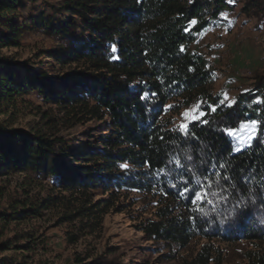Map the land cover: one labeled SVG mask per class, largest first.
<instances>
[{
	"label": "trees",
	"instance_id": "1",
	"mask_svg": "<svg viewBox=\"0 0 264 264\" xmlns=\"http://www.w3.org/2000/svg\"><path fill=\"white\" fill-rule=\"evenodd\" d=\"M225 6V0H0V48L20 46L23 34L34 30L68 39L67 46L47 52L53 60L88 65L87 72L56 77L28 62L0 57V116H10L11 109L36 93L70 109L78 121L95 119L104 124L95 143L71 147L61 139L14 128V119L0 121V178L12 173L37 175L68 192L157 190L170 204L159 208L157 218L141 221L138 230L172 251L196 235L223 241L264 239V226L249 205L260 202L264 208L263 136L237 151L226 131L258 120L260 134L264 132V79L233 104L220 103L219 96L207 90L211 77L205 59L191 49L196 34ZM25 9L29 12L23 14ZM241 9L264 15V0H249ZM193 19L199 21V31L189 34L185 28ZM145 93L154 100L141 99ZM196 96L205 102L207 115L202 119L208 123L197 122L195 127L189 123L194 135L163 120L171 100L188 105ZM185 184L202 186L197 190L206 189L208 195L193 204L180 195ZM57 198L38 204L15 198L0 209V217L6 223L34 217ZM87 201L71 219L85 216L101 223L108 203ZM25 237L31 236L25 233ZM12 243L11 238L2 241L0 250ZM30 247L29 242L18 245ZM210 258V246L204 245L184 264H209ZM0 264L20 263L2 256ZM81 264L125 263L100 255ZM215 264H221L220 258ZM247 264H264V254L250 256Z\"/></svg>",
	"mask_w": 264,
	"mask_h": 264
},
{
	"label": "rangeland",
	"instance_id": "2",
	"mask_svg": "<svg viewBox=\"0 0 264 264\" xmlns=\"http://www.w3.org/2000/svg\"><path fill=\"white\" fill-rule=\"evenodd\" d=\"M247 1L225 0L226 6L218 17L211 18L191 44L192 51L202 55L210 71L207 90L219 96L220 103L228 105L233 104L241 94L254 91L264 79V15L244 13L241 8ZM213 8L214 5H211L210 11ZM23 11V14L29 12L27 9ZM192 27L190 24L189 28ZM68 43L67 38H54L28 30L23 34L20 46L0 48V57L10 56L15 61L28 62L32 67L44 69L56 77L87 72L88 65L84 62L63 63L48 56L49 50L67 46ZM183 103L181 99H173L165 106L163 120L169 121L174 129L181 130L182 125L193 122L198 108L205 113V102L197 96L190 104ZM68 110L44 101L36 93H30L25 102H19L15 109L10 110V116L1 115L0 121L11 122L14 119L11 124L14 128L22 127L50 139H61L71 147L89 141L95 143L104 128L103 122L95 119L87 121L85 118L78 121ZM233 130L234 135L229 136L237 151L249 147L256 137L263 136L264 139L258 120L245 121ZM55 196L58 197L55 204L34 217L11 220L9 223L0 217V243L9 238L13 242L11 248L0 250V257L10 256L20 264H81L100 255L118 257L125 264H184L185 260L193 259L204 245H209V264H215L218 258L221 264H247L250 256L264 254V239L241 237L235 241H223L219 237L208 239L196 235L186 246L173 247V251L163 242L146 239L138 230L139 223L146 218H157L159 208L170 204V200L157 190L105 191L89 188L86 192H68L37 175L12 173L0 178V209L7 207L15 198L38 204ZM86 199L108 203L109 211L101 223L98 220L89 221L85 216L71 219L82 203H90L84 202ZM249 205L258 214V222L264 226L261 203L255 205L252 202ZM170 207L173 209L174 205ZM178 211L179 208L175 213ZM25 233L31 237L22 238ZM72 235L76 237L74 242L70 241ZM26 242L31 244L29 250L18 248ZM78 258L83 261L78 262Z\"/></svg>",
	"mask_w": 264,
	"mask_h": 264
},
{
	"label": "snow or ice",
	"instance_id": "3",
	"mask_svg": "<svg viewBox=\"0 0 264 264\" xmlns=\"http://www.w3.org/2000/svg\"><path fill=\"white\" fill-rule=\"evenodd\" d=\"M229 2H232V0H229ZM193 27L192 29L189 28H185V31L188 32L189 34L191 33V31L193 29L199 31V29L197 28V25L199 24V21L193 19L189 22ZM183 51V48L181 49ZM113 51H115V49H113ZM141 99L145 100V101H149L150 99L154 100V96L152 98L149 97L148 93H145L143 97H141ZM219 103V101H217ZM211 111H215L216 109L213 107L212 109H210ZM207 113L202 112L201 109H197V113L193 116V127H195L197 122H201L203 124H207L208 121L207 119H202V116H206ZM255 123V122H254ZM181 130H188V135H194V133H192L189 130V125L188 124H184L181 126ZM226 131L228 132L229 135H234V130L231 129H226ZM189 159H191V157H189ZM123 167H126V165H124ZM161 171H163V169H160ZM209 175H214V174H209ZM171 187H177V185L173 184L171 185ZM202 186H195L192 188H189L187 186V184H185V186L183 187V190L180 192V195L182 197H185L189 202L195 204L197 202H201L203 201L204 197H206L208 195V191L205 190H197L198 188H200ZM233 187H235V185H233ZM221 191H223V189H221ZM222 199H225V203H227V199L222 197Z\"/></svg>",
	"mask_w": 264,
	"mask_h": 264
}]
</instances>
